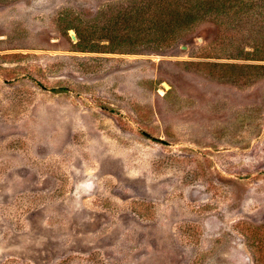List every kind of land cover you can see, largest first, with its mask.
<instances>
[{
  "label": "rangeland",
  "instance_id": "374dc122",
  "mask_svg": "<svg viewBox=\"0 0 264 264\" xmlns=\"http://www.w3.org/2000/svg\"><path fill=\"white\" fill-rule=\"evenodd\" d=\"M128 1L0 0V264H264V0L89 52Z\"/></svg>",
  "mask_w": 264,
  "mask_h": 264
},
{
  "label": "trees",
  "instance_id": "16d2710c",
  "mask_svg": "<svg viewBox=\"0 0 264 264\" xmlns=\"http://www.w3.org/2000/svg\"><path fill=\"white\" fill-rule=\"evenodd\" d=\"M255 2L257 1L129 0L125 4L117 5V9L110 13L104 26L92 37L100 47L88 51L98 52L99 49H104L103 51L113 53L121 51V47L133 49L145 44L167 48L174 45L182 33L204 21L207 15L219 17L233 8L240 11ZM73 30L78 42L85 40L76 28ZM261 50L264 51V48ZM254 57L256 61H264V58Z\"/></svg>",
  "mask_w": 264,
  "mask_h": 264
},
{
  "label": "water",
  "instance_id": "95a60500",
  "mask_svg": "<svg viewBox=\"0 0 264 264\" xmlns=\"http://www.w3.org/2000/svg\"><path fill=\"white\" fill-rule=\"evenodd\" d=\"M70 39L74 40V36L72 34H70Z\"/></svg>",
  "mask_w": 264,
  "mask_h": 264
}]
</instances>
